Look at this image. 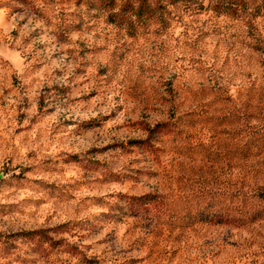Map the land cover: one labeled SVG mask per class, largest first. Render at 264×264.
I'll list each match as a JSON object with an SVG mask.
<instances>
[{
  "label": "rangeland",
  "instance_id": "374dc122",
  "mask_svg": "<svg viewBox=\"0 0 264 264\" xmlns=\"http://www.w3.org/2000/svg\"><path fill=\"white\" fill-rule=\"evenodd\" d=\"M242 1L0 0V264H264Z\"/></svg>",
  "mask_w": 264,
  "mask_h": 264
},
{
  "label": "trees",
  "instance_id": "16d2710c",
  "mask_svg": "<svg viewBox=\"0 0 264 264\" xmlns=\"http://www.w3.org/2000/svg\"><path fill=\"white\" fill-rule=\"evenodd\" d=\"M164 1L169 5H175L181 3L184 6L189 5L192 1L200 4L201 0H159ZM244 2L242 0H214L212 5L213 10H224V11H236L238 8L243 7ZM143 5L141 4L140 7ZM139 7V8H140Z\"/></svg>",
  "mask_w": 264,
  "mask_h": 264
}]
</instances>
